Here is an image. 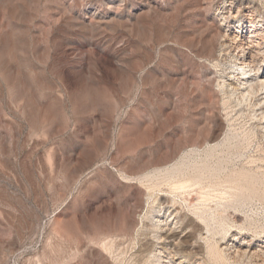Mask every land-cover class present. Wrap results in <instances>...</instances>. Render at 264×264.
<instances>
[{
	"label": "rangeland",
	"instance_id": "374dc122",
	"mask_svg": "<svg viewBox=\"0 0 264 264\" xmlns=\"http://www.w3.org/2000/svg\"><path fill=\"white\" fill-rule=\"evenodd\" d=\"M248 4L264 26V0H0V264H146L159 159L211 183L191 264H264V117L199 57Z\"/></svg>",
	"mask_w": 264,
	"mask_h": 264
},
{
	"label": "bare ground",
	"instance_id": "6f19581e",
	"mask_svg": "<svg viewBox=\"0 0 264 264\" xmlns=\"http://www.w3.org/2000/svg\"><path fill=\"white\" fill-rule=\"evenodd\" d=\"M204 1L206 2V9L209 10L213 5V0ZM151 4H149V7L159 11V6ZM238 13L241 15V17L239 16L238 24L228 29L226 33H224L223 24L217 23L216 17L212 18V22L210 21L212 23L210 33L206 37V41H202L203 43L205 42L204 46L208 48L210 53L199 57L209 61L218 59V57L214 56V50L219 45V52L226 58H230L228 61L231 73L223 81L224 88L226 87L227 91L230 90L237 93L242 100L254 101L252 105L255 106V110L257 111L258 109L264 117V26L257 20L256 11L252 4L244 6V9H239ZM228 14H222L225 21L228 19ZM246 18H249L248 24L243 22L244 19L246 21ZM226 25L230 26V24ZM187 39L183 40L182 38L180 42L183 44L189 40L188 42L191 44L195 41L193 38ZM203 39L205 40V38ZM204 74L207 81L209 83L212 82L211 74L208 71ZM259 94L263 96L259 98ZM212 100V106L216 105L217 99ZM209 120L201 131L203 130V133L207 136L204 143L208 146H213L208 137L212 132L213 126L218 125L219 121ZM200 132L196 133L192 138L196 139L199 137ZM216 136L214 135V137ZM192 146L195 147L196 151L201 148L198 144H193ZM177 152L178 150L175 148L170 152L172 156L170 161L176 158ZM169 163L164 164L159 159L151 172L135 178L146 186L147 194H149L150 199L152 198L151 203L156 204L151 207V215L146 216L147 222L137 229V232L139 231V234L145 240V243L140 246V254L146 264H191L194 255V250L191 247L196 243L193 242V236L196 235L195 237L207 239L205 238L206 236H203L204 227L200 223L201 221H197L192 215L198 214L203 224H207V212L209 211L207 209H210L207 208V201L211 197L208 184L210 185L211 183L206 182L205 170L203 171L204 168H199L196 165L197 168L192 169L193 172L191 170L189 172L185 168L186 165L183 166L176 161L168 165ZM186 230L189 231L185 235H181ZM198 240L196 241L198 242ZM103 241V246L108 250L111 247V241H108L110 243Z\"/></svg>",
	"mask_w": 264,
	"mask_h": 264
}]
</instances>
